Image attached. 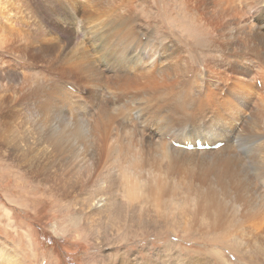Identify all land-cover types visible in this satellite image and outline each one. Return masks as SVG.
<instances>
[{"label": "bare ground", "instance_id": "obj_1", "mask_svg": "<svg viewBox=\"0 0 264 264\" xmlns=\"http://www.w3.org/2000/svg\"><path fill=\"white\" fill-rule=\"evenodd\" d=\"M29 1L28 15L0 0V52L13 58L0 66L8 170L23 168L74 211L83 236L111 243L104 264H211L172 241L153 262L124 246L141 234L187 237L200 220L245 263L264 264L263 34L227 33L237 12L224 0H154L169 8L160 17L149 0ZM184 46L202 64L194 78ZM198 138L224 145H174ZM0 264H23L4 240Z\"/></svg>", "mask_w": 264, "mask_h": 264}, {"label": "rangeland", "instance_id": "obj_2", "mask_svg": "<svg viewBox=\"0 0 264 264\" xmlns=\"http://www.w3.org/2000/svg\"><path fill=\"white\" fill-rule=\"evenodd\" d=\"M4 1L10 12L14 14H21L20 11H22L24 14L27 13L29 15L30 8H32L29 0ZM152 1L149 0L148 8L151 12H154V17L163 16L162 13L167 8V5L164 3L159 5L156 1ZM217 1L219 3V0H210L211 3L215 2L218 4ZM224 2L223 7L227 8V11L231 13L237 12V18L235 16L234 19H227V33L238 32V26H243L245 33L250 29L251 33L258 34V38L262 36L261 34L264 37V27L262 26L264 21V0H224ZM196 5L197 3L193 4V6ZM200 5H202V2H200ZM160 6L163 7L161 8ZM209 7L212 10L214 9L213 4H210ZM168 11L169 8H167L165 13L167 14ZM257 37L255 36L254 39ZM252 38L250 39L249 37V40L254 41ZM157 41L155 40L154 43ZM235 47L239 48L240 46ZM184 48L189 52L186 60L187 64L191 65V69L189 68L188 74L194 78L198 69L202 68V64L200 59H196L198 56L192 49L185 46ZM0 50L4 49L0 48ZM1 59L8 61V59L13 58L9 54L0 52ZM3 60H1L0 66L5 65ZM212 73L215 76L218 74L217 70ZM254 74L255 77H261L258 69H255ZM205 81L207 79L204 77L202 84ZM258 84L260 86V81H258ZM0 159V240H4L14 248L23 264H100L98 261L104 264L108 261L106 252L110 258L112 257L113 249L111 243L108 246L105 240H101V243H98V239L96 240L95 237L90 235L83 236V225L81 223L75 224L70 220L74 211L70 212L66 210L63 204H57L59 201L58 197H55L52 192L45 191L40 185H34L32 178H28V180L27 177L21 175V172H24L23 168L17 166L20 173L9 171V167H6L7 164L11 163L13 165L14 163L11 161V157L9 158L7 153H4L1 149ZM36 186L39 187L38 190H35ZM61 203L66 204L64 201ZM223 226H227L223 229H231L232 225ZM198 227H200V230L189 232L190 234L187 237L179 232L177 236L180 238H176L174 233L169 232L163 235V239L150 241L149 236L141 234L137 238L142 239L144 237L145 239L142 243L139 240L136 241L137 239H129L132 241L124 246L128 254L141 256L142 259L147 257L153 262L155 258L154 251L162 248L166 241H172L171 249L176 254L189 251L190 255L199 253L202 258L207 259L208 255H211L212 258H209L211 264H247L243 261V256L233 250L238 248L233 240H217L223 233H219L218 230L212 231L214 227L211 228L212 226H210L208 220H200ZM219 231L226 230L221 229ZM248 241L258 246L257 239ZM107 247L108 249L103 251ZM147 248L150 249V253L152 252L150 257L146 256L145 251ZM137 252L138 255L136 254Z\"/></svg>", "mask_w": 264, "mask_h": 264}]
</instances>
